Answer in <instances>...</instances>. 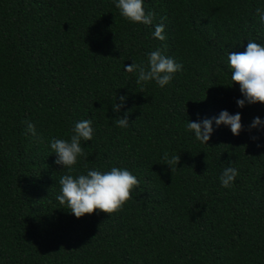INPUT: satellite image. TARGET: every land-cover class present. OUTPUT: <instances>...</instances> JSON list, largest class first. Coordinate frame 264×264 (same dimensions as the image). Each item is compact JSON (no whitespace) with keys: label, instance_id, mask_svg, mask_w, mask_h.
Segmentation results:
<instances>
[{"label":"trees","instance_id":"obj_1","mask_svg":"<svg viewBox=\"0 0 264 264\" xmlns=\"http://www.w3.org/2000/svg\"><path fill=\"white\" fill-rule=\"evenodd\" d=\"M144 8L152 25L126 20L114 0H0V264H264V124L251 128L264 104L238 107L228 63L248 41L264 45V0ZM159 24L163 41L153 36ZM157 50L183 70L164 88L138 85L125 66H147ZM224 110L241 114L239 136L214 120L208 144L187 129ZM125 115L129 126H116ZM82 120L93 139L81 140L86 158L70 174L117 167L139 180L110 216L77 218L57 200L69 170L50 143L70 140ZM165 152L181 157L173 175ZM229 166L239 175L224 188Z\"/></svg>","mask_w":264,"mask_h":264},{"label":"clouds","instance_id":"obj_2","mask_svg":"<svg viewBox=\"0 0 264 264\" xmlns=\"http://www.w3.org/2000/svg\"><path fill=\"white\" fill-rule=\"evenodd\" d=\"M116 8L121 15L134 24L152 25L154 13L146 12L144 0H114ZM260 22L264 23V10L257 8ZM164 25H156L153 33L154 38L165 40ZM228 63L232 69L231 80L239 84L243 99H237L238 107L261 103L264 104V45L255 41H248L247 48L243 52H231L228 55ZM129 73H138L137 84L143 85L155 81L161 88L167 86L175 73L183 70V65L176 63L173 58L167 57L161 51H153L148 55L147 66L136 64L125 66ZM143 92V91H141ZM117 99V97H116ZM121 103H113V111L119 113L124 106L126 97L120 96ZM213 120L217 127L223 125L230 127L233 135L239 136L243 131L242 116L239 112L230 114L227 110L222 111L218 117L204 119L201 122L189 120L187 129L194 133L195 138L201 143L208 144L214 132ZM27 125L26 134L33 137L37 135L36 127L31 122ZM115 124L124 128L129 126L127 115L116 118ZM264 124L260 117H255L251 128H257ZM70 140L53 138L50 143L52 152L57 156L55 163L69 170V174L59 179L60 193L57 200L66 205L67 210L77 218L94 214L97 210L107 213L109 216L120 210L132 199V192L139 187V180L129 170L113 167L110 171L90 169L86 174L73 176L71 170L76 165L78 157H85L86 153L81 147V140L91 141L94 129L91 120H82L75 124ZM253 139H256L253 137ZM180 155L169 156L165 152L162 156L163 165H167L172 175L177 171L180 164ZM239 175L237 169L229 166L224 168L219 179L222 187L230 188Z\"/></svg>","mask_w":264,"mask_h":264}]
</instances>
